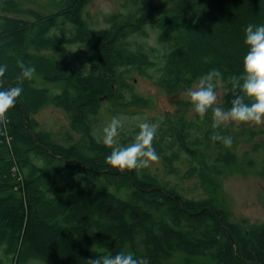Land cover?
<instances>
[{"label":"trees","instance_id":"trees-1","mask_svg":"<svg viewBox=\"0 0 264 264\" xmlns=\"http://www.w3.org/2000/svg\"><path fill=\"white\" fill-rule=\"evenodd\" d=\"M56 1L61 7L51 16L0 1V64L7 65L0 90L18 83V61L35 70L0 124V264H87L118 253L149 264L175 254L210 260L199 264H264V222L243 231L212 196L191 197L148 169L112 168L106 163L112 149L87 129L103 105L110 114L152 106L133 91L130 74L176 96L217 69L223 80L216 89L224 88L218 107L229 110L240 94L231 78L243 73L245 28L264 24V0H126L137 12L114 13L102 28H91L82 15L90 0ZM148 28L157 31L155 44ZM50 105L63 107L74 127H86L85 138L65 147L42 130L37 115ZM187 107L163 118L166 128H158L153 147L169 177L219 186L237 156L211 137L230 136L234 125L214 130L211 109L201 120ZM261 162L264 175V152ZM176 163L189 166L182 171ZM126 182L134 189L129 199L104 189Z\"/></svg>","mask_w":264,"mask_h":264},{"label":"rangeland","instance_id":"rangeland-1","mask_svg":"<svg viewBox=\"0 0 264 264\" xmlns=\"http://www.w3.org/2000/svg\"><path fill=\"white\" fill-rule=\"evenodd\" d=\"M2 1V0H0ZM21 4L24 10H31L43 13L45 15H53L61 6L57 5L56 0H16ZM63 5V4H62ZM128 6V8H127ZM141 7V5H139ZM145 9V8H144ZM127 10H134L137 12L138 7L132 3L130 5L126 0H90V2L83 8L82 15L87 20L88 25L92 28H102L106 20L114 13L123 12ZM25 18L31 20L30 15H23ZM63 25V24H61ZM149 35L151 34L154 44L157 41V31L151 28L147 29ZM148 41V40H145ZM148 44L149 41L147 42ZM34 52L33 50H31ZM128 76V82L136 94H140L152 100L151 107H124L118 109L112 114L107 113L103 105L102 113L97 117L92 118L87 123V129L91 138H100L102 136L103 128L111 121L113 117L121 118L123 127L120 130V135L117 137V146L123 145L125 138H135L139 132V123L147 121L152 124H158L160 128H166L164 125V117L174 118L177 112L183 110V105L188 106L184 111L188 116L196 114L191 105L186 93L189 89H194L199 81L191 83V87L186 89L176 96H168L160 90L154 83V80L142 77L140 75ZM217 101L216 106L220 104V99L223 97L224 88L222 84H218L216 89ZM181 100V104L176 103ZM38 121L42 124V130L48 131L52 134L56 143L65 147H70L76 144L81 138H85L83 132L86 127L79 129L74 127L72 118L63 107L57 105H50L37 115ZM233 123L230 127V137H232V144L227 147L235 156L237 162L225 169L221 177L219 186L212 182L206 185H198L196 179L181 180V178H173L167 175V169L164 166L162 157L159 156L157 162H153L148 169L151 173L158 175L164 181L171 185L179 186L185 194L191 197H209L212 196L218 203L224 202L226 208L231 212L232 219L240 224L244 229L246 227L258 226L264 222V175L261 174V164L264 149L257 153L253 150L254 144H264V125L249 126L246 124L236 125L235 122H227L226 125ZM158 133V129L156 134ZM68 138L70 141H68ZM217 153V149H214ZM169 154V153H168ZM167 155V154H166ZM185 155L182 154V159ZM253 163H252V162ZM252 164L253 166H251ZM183 171L189 164L176 163ZM131 182H126L117 188H102L107 191H117L124 198L129 199L134 189ZM196 184V185H195ZM95 249V248H94ZM2 252V251H1ZM208 258L200 257L198 259L190 260L182 254H175L165 264H199L208 263ZM29 264H45L40 261H33Z\"/></svg>","mask_w":264,"mask_h":264},{"label":"clouds","instance_id":"clouds-1","mask_svg":"<svg viewBox=\"0 0 264 264\" xmlns=\"http://www.w3.org/2000/svg\"><path fill=\"white\" fill-rule=\"evenodd\" d=\"M244 44L248 51L243 59V73L233 76L232 88L240 94L231 102V108L224 110L220 107L213 108L216 104L217 82L223 80V74L212 69L202 76L199 84L186 93L194 112L203 120L212 110V128L219 129L227 122H235L236 125L246 124L249 126L264 125V24H249L245 28ZM20 74L16 77L18 83L5 90H0V124L7 123V113L15 106L17 99L23 92L25 80H31L34 68L25 66L18 61ZM7 72V65L0 64V78ZM123 122L119 117H113L103 128L99 142L112 149L106 158V163L112 168L124 170H139L149 168L153 162L159 160L153 140L156 136L158 124L147 121L139 123V132L134 142L126 147L117 146V137ZM214 141H220L225 147H230L232 137L222 135L214 131L211 137ZM87 264H149L147 259H136L132 254L118 253L114 256L90 258Z\"/></svg>","mask_w":264,"mask_h":264}]
</instances>
